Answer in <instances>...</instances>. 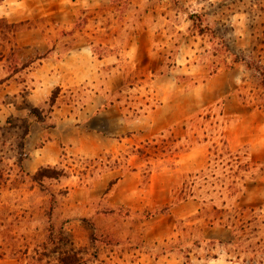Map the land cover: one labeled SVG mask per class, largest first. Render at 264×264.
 I'll list each match as a JSON object with an SVG mask.
<instances>
[{
	"label": "rangeland",
	"instance_id": "obj_1",
	"mask_svg": "<svg viewBox=\"0 0 264 264\" xmlns=\"http://www.w3.org/2000/svg\"><path fill=\"white\" fill-rule=\"evenodd\" d=\"M37 29L44 43L18 46L19 32ZM76 37L97 56H119L115 73L104 70L108 99L127 120L139 118L138 129L115 152L62 150L54 170L32 177L23 166L28 118L0 115V264L72 255L81 264H207L227 253L264 264V0H0V99L6 80L30 79L36 60L56 45L62 56ZM179 100L191 111L157 128L152 113ZM176 139L183 151L164 158L163 140ZM145 141L149 156L138 158L133 147ZM146 161L152 173L142 184ZM181 191L191 205L182 207ZM171 202L177 214L146 218ZM228 217H256L237 234L248 253L206 240Z\"/></svg>",
	"mask_w": 264,
	"mask_h": 264
},
{
	"label": "crops",
	"instance_id": "obj_2",
	"mask_svg": "<svg viewBox=\"0 0 264 264\" xmlns=\"http://www.w3.org/2000/svg\"><path fill=\"white\" fill-rule=\"evenodd\" d=\"M75 36L76 32L70 35L73 38ZM45 39L46 36L38 29L26 30L18 33L16 42L18 46H28L38 42L44 43ZM57 51L58 45L51 47L47 56L33 63L28 75L30 79L16 82L11 77L3 83L0 115L5 118L8 116L28 118L29 129L24 139L26 157L23 166L29 174L36 172L40 167L56 165L62 150L70 155H97L101 152L118 151L124 143L122 134L137 130L140 121L139 118L127 120L119 101L108 99L109 93L113 91L110 87L111 78L105 79L108 75L104 74V70L108 69L110 75L115 73L120 61L117 54L97 56L85 38L77 37L72 45L66 47L62 56L58 57ZM85 84L87 85L79 88ZM25 87L26 90H22ZM57 87L61 90L56 104L46 116L49 125L45 121H36L29 109L44 104ZM66 92H72L78 97L66 101ZM178 102L173 111L167 108L160 113L154 111L150 116L151 122L157 128L164 129L176 121H181L188 111H191L193 104L182 100ZM191 203L193 202L185 201L182 207ZM174 207L166 216L171 213L177 214V211L173 210ZM212 229L206 240L230 245L228 241L232 233L229 228L218 225ZM216 230L217 232L220 230L224 236L216 235ZM244 262L246 261L241 257H231L227 253L226 256L211 257L207 264ZM166 264L179 263L176 259L172 263L166 258Z\"/></svg>",
	"mask_w": 264,
	"mask_h": 264
},
{
	"label": "trees",
	"instance_id": "obj_3",
	"mask_svg": "<svg viewBox=\"0 0 264 264\" xmlns=\"http://www.w3.org/2000/svg\"><path fill=\"white\" fill-rule=\"evenodd\" d=\"M60 88L57 87L55 88L50 96L48 97V99L44 102L45 105H47V110L44 111L43 109H41L39 112L37 110V108H31L30 109V112L35 116V118L38 120V121H43L42 118L43 116L46 117L47 114L52 110V108L55 106L56 104V100L59 96V93H60ZM110 102H112L110 100ZM42 113V115H41ZM49 125V124H48ZM51 125V124H50ZM185 124L182 126L183 129H185ZM28 127H27V130L25 131V135L27 134L28 132ZM166 133L167 132H170L171 129L168 128L165 130ZM163 135V134H161ZM194 137V136H193ZM186 139V138H185ZM181 139H176V141H172L171 144H168V142L166 140H163V145H162V150H161V153L165 154L164 158H173L174 160L176 159L175 157H173L174 155H179L182 151H183V146H180L179 142H180ZM187 140V139H186ZM188 143H193V144H190L191 146H188L190 148H192L193 146H196L198 144V142H196V139H188ZM222 144L224 146L227 145V142L223 139L222 140ZM153 148H155L154 145H152ZM151 147V144L150 142L148 141H145L144 143H141L139 144V146L137 147H133V149L135 150L134 152V155H136L138 158H145V157H148V151L147 149H149ZM169 162H172V161H169ZM172 166H175V163L173 162L171 164ZM54 166H43V167H40L36 172L35 174L32 175V177H34L37 173L39 172H42V171H45L44 169H49L51 168L52 170ZM134 171V170H133ZM152 173V169H151V163L146 161V168H144L143 172L141 171L140 172V175L142 176L143 180H142V184L143 183H148L149 182V178H150V175ZM115 183V180L111 181L110 182V186ZM181 194H182V197L180 199V202L181 201H185V200H188L187 198L188 197H192L191 193H188L187 191H181ZM177 203H169V204H166L165 206H162V207H157L155 209H153L152 211H150L149 213H147L146 215V218H151V217H155L157 215H167L170 213V210L171 208L176 205ZM248 209V207H245V206H241V210H246ZM51 211H53V206L51 207L50 209ZM249 210H251V212L253 211L252 208H250ZM221 220V219H220ZM256 217H250L249 219L245 220V222L241 221V219L237 220V223H234V221L232 220L231 217H228L227 218V221L225 223H219V225H223L225 226L226 228H229L231 230V238L230 240L228 241V243L231 245H236L237 247L241 248L242 249V253H248V248L249 247H245L244 244H245V241L244 239H241L239 238V236L237 235L238 233H243L247 226L251 225L252 223L256 222ZM264 223V221L261 222V224ZM53 228L54 226L52 224L49 225V233L48 235L49 236H52V231H53ZM63 234V233H61ZM63 236V235H62ZM59 240H61L62 242H66V243H70V238L69 237H66V236H63V237H59ZM263 249V248H262ZM240 256L237 255V258H239ZM60 263L62 264H81V259L79 257H77L76 255H72L71 257H66V258H61L60 260ZM246 261V260H244ZM253 262V259L250 260V264Z\"/></svg>",
	"mask_w": 264,
	"mask_h": 264
}]
</instances>
